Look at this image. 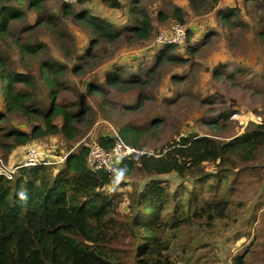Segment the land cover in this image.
Listing matches in <instances>:
<instances>
[{
  "label": "rangeland",
  "instance_id": "obj_1",
  "mask_svg": "<svg viewBox=\"0 0 264 264\" xmlns=\"http://www.w3.org/2000/svg\"><path fill=\"white\" fill-rule=\"evenodd\" d=\"M130 1L119 0L121 9L103 0L84 4L76 0L71 5L75 12L87 9L124 27L132 19ZM63 2L46 0L40 9H33L28 0H9L24 15L13 22L9 34L0 37V73H24L36 84L42 60L65 65L62 81L69 88L57 89V101L69 110L85 111L86 118L76 123L80 131L70 140L51 134L9 152L0 144V160L6 164L15 167L24 148L36 146L46 153L55 171L64 154L83 143L115 135L122 124L146 130L139 139L140 148L158 153L181 135L228 140L242 133L250 120L264 122V0H139L138 5L150 15L153 30L148 38L137 39L123 29L115 40L95 43L89 29L64 14ZM175 7L183 13L195 51L189 52L186 42L175 44L173 54L185 61L159 63L156 53L166 44L156 43L157 34L177 22L172 14ZM226 8L235 11L237 23L222 22L220 11ZM26 44L39 47L29 53L22 50ZM79 66L75 73L74 67ZM118 67L144 77L142 88H105L104 95L88 91L89 84L105 86L107 75ZM151 67L156 70L144 75ZM3 96L0 80V113L4 115L0 128L29 131L37 122L5 111ZM55 122L61 125L62 119L57 117ZM249 163L239 176L232 179L230 174L222 183L221 193L229 203L224 217L210 226L204 219H196L178 229L165 227L162 239L169 238L170 260L176 264H234V257L241 254L244 264H264V153ZM213 167L206 164L207 170ZM162 177L171 191L181 182L174 172ZM145 179L138 171L128 176L116 174L100 189L111 199L105 208L113 209L92 227L107 248L125 255L129 251L130 237L123 224L130 212L128 191ZM186 184L191 185L190 181Z\"/></svg>",
  "mask_w": 264,
  "mask_h": 264
},
{
  "label": "trees",
  "instance_id": "obj_2",
  "mask_svg": "<svg viewBox=\"0 0 264 264\" xmlns=\"http://www.w3.org/2000/svg\"><path fill=\"white\" fill-rule=\"evenodd\" d=\"M44 1L28 0V6L40 9ZM87 1L77 0L80 4ZM103 1L113 8L123 6L119 0ZM8 2L0 0V37L9 34L13 22L24 15ZM138 4L139 0L127 4L132 19L124 27L114 26L108 19L94 16L87 9L75 12L68 2L62 3V10L90 30L93 43L113 41L120 37L123 29L137 39H146L153 28L149 13ZM172 11L177 22L186 26L182 11L178 7ZM220 15L224 24L237 23L233 9H223ZM186 31L185 42L193 53L191 32L188 28ZM261 36L264 37V31ZM173 45L166 44L156 53L159 63L185 61L173 54ZM36 47L26 44L22 45V50L33 53ZM78 69L80 66L74 67V72ZM155 70L151 67L144 75ZM0 74L5 111L37 122L29 131L0 128V144L6 151L51 134H61L70 140L79 133L76 123L85 120L86 112L69 110L57 101V89L69 88L62 81L65 65L42 60L36 84L24 73ZM143 83L144 77L118 67L107 75L105 86L89 84L88 91L104 95L105 88H142ZM3 117L0 113V119ZM57 117L62 119L61 125L55 122ZM145 131L122 124L117 134L125 143L140 148L139 139ZM99 141L109 149L114 137H102ZM87 152L88 147L81 145L76 151L67 153L55 171L51 164L22 165L23 152L11 177L0 173V264H176L167 254L169 238L162 239L165 227L178 229L196 219H204L210 226L216 218L224 217L229 203L221 193L222 183L230 174L232 179L237 177L241 170L251 166L249 162L264 153V122L250 120L242 133L228 140L211 135H181L161 152L151 151L152 154L137 159L133 156L121 159L116 172L92 171L86 163ZM208 163L213 164V170L206 169ZM134 171L146 179L128 191L130 212L123 224L130 237V247L125 255L121 250L101 244L93 227L102 222L110 208L113 209L105 208L106 204H111V199L100 189L116 174L128 176ZM172 172L181 179L173 191L162 177ZM189 181L191 185L186 184ZM234 264H244L243 255H236Z\"/></svg>",
  "mask_w": 264,
  "mask_h": 264
},
{
  "label": "built area",
  "instance_id": "obj_3",
  "mask_svg": "<svg viewBox=\"0 0 264 264\" xmlns=\"http://www.w3.org/2000/svg\"><path fill=\"white\" fill-rule=\"evenodd\" d=\"M64 2L73 3L76 0H63ZM186 26L175 22L173 23L168 30H161L158 32L156 38L157 44H180L186 40ZM114 141L112 146L109 149H105L99 140L92 141L91 143H83L82 146L88 147V152L86 155V163L92 171L103 170L106 172L118 171V161L123 158H129L133 156L137 159L139 156L144 154H152L142 148H138L132 145L125 143L119 135L116 133L113 135ZM66 154L63 155L65 158ZM37 163L49 164L51 161L48 159V156L44 151H41L38 147L29 146L25 148L24 158L22 165H34ZM15 167H8L0 160V173L5 174L7 177L11 175L16 170Z\"/></svg>",
  "mask_w": 264,
  "mask_h": 264
},
{
  "label": "crops",
  "instance_id": "obj_4",
  "mask_svg": "<svg viewBox=\"0 0 264 264\" xmlns=\"http://www.w3.org/2000/svg\"><path fill=\"white\" fill-rule=\"evenodd\" d=\"M26 148V147H25ZM25 148H24V150L23 151H25Z\"/></svg>",
  "mask_w": 264,
  "mask_h": 264
}]
</instances>
